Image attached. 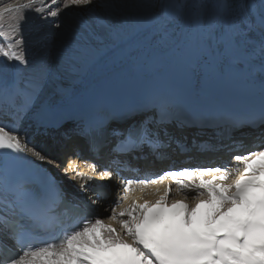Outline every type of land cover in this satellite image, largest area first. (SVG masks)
I'll use <instances>...</instances> for the list:
<instances>
[{
  "label": "snow or ice",
  "instance_id": "6c2138e0",
  "mask_svg": "<svg viewBox=\"0 0 264 264\" xmlns=\"http://www.w3.org/2000/svg\"><path fill=\"white\" fill-rule=\"evenodd\" d=\"M50 3L54 9L36 6L35 0L26 6L50 25L39 32L38 43L46 50L56 33L69 27L72 39L60 42L69 56L96 46L98 26L104 27L108 13L119 7L114 0ZM148 6L155 38L180 43L195 28L206 53L258 56L264 79V0H152ZM193 9L199 11L195 17ZM9 10L0 11V264H264V145L233 155L223 166H169L160 173L140 169L133 161L166 158L172 144L188 149L172 128L210 127L223 137L219 122L182 119L166 98L112 120L66 119L55 98L45 96L44 73L25 75L47 59L44 51L29 56L26 16L5 28ZM65 10L70 19L63 18ZM257 120L264 125V109L243 126L255 127ZM68 124L72 127L63 136L78 137L93 157L107 158L106 165L92 163L91 169L99 167L100 178L120 181L122 196L110 200L106 218L93 205L109 200L111 185L93 184L92 176L77 171L75 160H83L79 145L64 169V175L71 170L85 181L73 202L66 201L62 182L40 166L59 164L37 149L34 138ZM240 126L233 122L230 131ZM198 147L211 151L223 145L205 141ZM125 169L142 175L126 176ZM166 179L176 185L174 192L171 184L157 186ZM152 186L157 187L147 191ZM84 192L96 199L88 204Z\"/></svg>",
  "mask_w": 264,
  "mask_h": 264
},
{
  "label": "bare ground",
  "instance_id": "6f19581e",
  "mask_svg": "<svg viewBox=\"0 0 264 264\" xmlns=\"http://www.w3.org/2000/svg\"><path fill=\"white\" fill-rule=\"evenodd\" d=\"M114 2L118 4L119 7L108 13V19L104 27L112 28V30L117 33L118 41L113 45H107L101 42V44L83 50L77 55L69 56L61 50L60 42L72 39L71 28L65 27L63 31L57 32L55 40L49 42L45 50L41 48L38 43L37 36L40 31L50 28V25L42 24L34 11L27 10L26 6L31 5L32 0H0V11L10 9L5 12L3 17L5 28L10 24H15L16 21L14 18L26 16L23 27L24 35L27 38L29 56L32 58L38 55L39 52L44 51L47 63L43 67L28 69L25 75L30 76L32 73L40 71L44 73L45 78L48 80L45 96L48 98H55L57 110L72 107L75 99L82 96L85 92L89 93L91 90L99 87L110 88L124 81L134 79L147 81L142 87L152 86L157 84L158 81H161L162 87L167 90L171 87H197L204 83L202 72L199 66L195 64L192 65L191 68L192 77H190V71L183 66H179L178 63L175 68L172 69V74L167 71L163 64L154 68L150 67V62H156L152 65L156 66L162 62H167L172 56L178 54L184 40L186 41L188 37L186 36L180 43H177L175 40L161 41L155 38L153 25L146 30L136 33L132 23L134 22L133 14L135 13L138 0H114ZM209 2H211V0H209ZM35 4L36 6L47 4L53 9L55 8V5H51L50 0H35ZM198 14L199 11L193 9V17ZM71 17L72 13L65 10L63 18L67 20ZM104 27L98 26L97 33L99 32L100 36ZM202 55L204 58H212L215 61L214 71L212 73L209 72L207 75L208 77L212 75L214 77L208 78L206 81H208L209 84H203V88H219L222 93L228 94L231 93L230 90L232 89V87L229 86L231 83L229 84L228 81L241 78H231V76L244 73L251 79L255 77L261 78L259 59L256 55L225 58L224 56L206 53L203 49ZM194 69L195 71H193ZM227 70H232L236 73H224ZM220 74H227L226 76L228 77H217ZM245 79L246 78H244V80ZM211 80L214 82L210 83L209 81ZM216 83L219 84L218 87L211 86ZM250 84L251 82L249 85ZM236 86L238 87V85ZM135 91H137V89H135ZM29 134L31 137V130ZM33 142L37 149L42 150L51 160H54V157H56L57 164L63 163L62 169L66 168L70 160H66V162L63 161L65 154H69L70 152L67 149L73 148L72 145L76 142L79 143L78 139L71 138L65 146V150H56L53 153L48 149L50 143L47 141V137L36 136ZM86 154L87 153H84L85 158H87ZM236 154L244 153L241 151ZM75 163L77 165V171L86 173L87 176H92L98 182L105 181L104 178H100L95 173L82 168L80 166L81 161L78 162L75 160ZM40 165L47 171H54V174L62 175L63 178L74 181L78 186L85 182L79 177H76L71 170L68 172V175H64L61 171L57 172V167H53L49 163H42ZM167 165H169V162H162L155 167L161 169ZM109 183L112 184V182ZM157 186L163 188L162 184ZM154 187L147 191H152ZM137 195H140V193H137ZM190 199L191 198H189V200ZM109 207L108 205H98V212L101 214V217L106 218L110 215V211H104L105 208Z\"/></svg>",
  "mask_w": 264,
  "mask_h": 264
},
{
  "label": "rangeland",
  "instance_id": "374dc122",
  "mask_svg": "<svg viewBox=\"0 0 264 264\" xmlns=\"http://www.w3.org/2000/svg\"><path fill=\"white\" fill-rule=\"evenodd\" d=\"M151 2H152V0H138V2H137L135 13L133 14L134 22L132 23L133 28L135 29L136 33L137 32L139 33L140 31L146 30L151 25H153L151 9L148 6ZM133 3H134V1H133ZM107 29H108L107 33H105V31L103 29L101 36H100L99 32L98 33L96 32V34L94 35L93 39L96 40V42H97L96 46L101 44V42L105 43L107 45H113L114 43H116L118 41L117 33L114 30H112V28H107ZM124 34H126V33H124ZM204 80H205V78H204ZM209 82L211 83L214 81L211 80ZM216 84H218V83H216ZM67 143L68 142H66V145H67Z\"/></svg>",
  "mask_w": 264,
  "mask_h": 264
},
{
  "label": "water",
  "instance_id": "95a60500",
  "mask_svg": "<svg viewBox=\"0 0 264 264\" xmlns=\"http://www.w3.org/2000/svg\"><path fill=\"white\" fill-rule=\"evenodd\" d=\"M214 77V76H213Z\"/></svg>",
  "mask_w": 264,
  "mask_h": 264
}]
</instances>
